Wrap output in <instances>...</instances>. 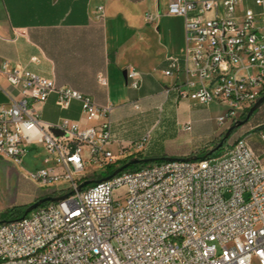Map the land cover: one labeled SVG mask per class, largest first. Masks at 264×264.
Returning <instances> with one entry per match:
<instances>
[{"label":"built area","instance_id":"obj_1","mask_svg":"<svg viewBox=\"0 0 264 264\" xmlns=\"http://www.w3.org/2000/svg\"><path fill=\"white\" fill-rule=\"evenodd\" d=\"M242 2L169 0L165 12L181 18L185 32L183 64L168 57L163 71L184 76L172 86L175 101L221 108L212 122L223 129L264 93V0H253L256 10ZM157 17L144 14L146 23ZM0 73L15 90L0 105V157L18 164L30 146H40L56 166L26 178L62 181L72 191L0 223V264H264V164L245 138L215 159L163 160L76 192L87 163L113 164L104 149L110 123H48L39 108L51 94L59 109L78 102L87 121L106 118L110 108L6 60ZM125 76L130 88H139L133 69ZM98 81L105 84L101 75ZM181 130L191 131L190 120ZM148 138L126 147L141 152ZM116 189L123 194L113 199Z\"/></svg>","mask_w":264,"mask_h":264},{"label":"crops","instance_id":"obj_2","mask_svg":"<svg viewBox=\"0 0 264 264\" xmlns=\"http://www.w3.org/2000/svg\"><path fill=\"white\" fill-rule=\"evenodd\" d=\"M168 2L0 0V62L6 60L11 66L53 79L56 87H69L98 106L109 107L106 118L87 121L78 102L72 101L68 108L59 109L55 94H51L39 110L45 122L68 119L77 122L80 128L108 120L111 139L104 149L111 154L113 164H121L129 157L164 156L166 152L149 147L156 117L159 114L180 117L184 113L175 101L172 88L184 79L183 74H163L168 57H175L183 64L185 45L183 20L165 15ZM241 5L257 9L253 0H243ZM145 13L158 17L146 23ZM129 69L138 74V89L128 86L125 74ZM99 75L104 78V85L99 83ZM6 94L14 95L15 90L0 73V105L7 102ZM252 119L238 130L246 128L243 138L264 164V142L260 139L264 134V120L251 123ZM145 134L149 138L141 152L126 147ZM29 149L18 164L0 157V213L12 207H27L66 188L62 181L48 185L37 183L44 189H38L39 193L32 196L21 188L26 173L56 166L42 147ZM192 151L188 149L180 156L190 157ZM8 164L18 166V171Z\"/></svg>","mask_w":264,"mask_h":264},{"label":"rangeland","instance_id":"obj_3","mask_svg":"<svg viewBox=\"0 0 264 264\" xmlns=\"http://www.w3.org/2000/svg\"><path fill=\"white\" fill-rule=\"evenodd\" d=\"M176 103L177 105L183 107V115L180 117H175L168 114L157 115V123L155 124V127L152 131V137L149 144L150 149L166 152L164 156L157 158H169L174 160L184 159L185 157H181L180 154L182 152H186L188 149L193 150L190 156H199L203 152L210 153V151L222 140V137L228 128H218L212 122V119L215 117V115L221 112V108H218L215 105H198L189 101H176ZM184 120H190V132L181 130ZM262 120H264V106L258 111L257 114L253 116L251 123H253L254 121ZM245 130L246 128H241L240 130L235 129V131L233 130L232 133H230L232 135L229 134L230 137H227L229 139L226 141V138L223 141L221 148H219L215 152H212L205 158L215 159L223 155L236 139L243 138V136L245 135ZM29 151L30 149L28 148L26 152ZM84 153H86V151H84ZM153 164L154 162L149 161L147 163H143L142 166H150ZM8 166L11 167L14 171H18L19 169L18 166L12 164H8ZM113 166L119 167V164H114ZM136 166H139V164H137ZM134 169L135 168L129 169L128 167L125 169V171H132ZM104 170L105 166L97 167L94 164L87 163L84 166L83 171L77 175L78 186L84 181L97 180L93 179V176L103 172ZM24 181L25 182L23 183L21 188L28 191L31 196L34 193H39L37 192L38 189H44L42 187H39L37 183H33L29 179H27L26 175ZM69 191L70 190L65 189L64 191L56 193V195L53 196H61L68 193ZM122 194L123 189H116L113 191L112 197L113 199H116L117 197L122 196Z\"/></svg>","mask_w":264,"mask_h":264},{"label":"water","instance_id":"obj_4","mask_svg":"<svg viewBox=\"0 0 264 264\" xmlns=\"http://www.w3.org/2000/svg\"><path fill=\"white\" fill-rule=\"evenodd\" d=\"M264 102V94L262 96H260L256 101L255 103L248 109L245 117L243 120H237L235 121L230 127L227 128V130L225 131L223 137H222V140L218 143L217 146H215L209 154H211L212 152H215L217 151L219 148H221L222 144H223V141L229 136V134L239 128L240 126H242L243 124H245L248 119L250 118L251 114L260 107V105ZM54 134L56 136H59L61 135V133L58 131V130H54L53 131ZM197 159L196 156H191V157H188L187 159L185 160H188V161H195ZM163 160H173V159H169V158H163ZM150 159H137V158H132L130 159L127 163L123 164L122 166H119L117 167L112 173L111 175L103 178V179H97V180H91V181H84L82 184H80L77 188H76V192H80L82 190V188L84 186H88V185H91V184H94V183H99L101 181H104V180H108L110 179L111 177L115 176L116 174L120 173L121 171L125 170L126 168H128L129 166L131 165H137L139 163H147L149 162ZM72 191L66 193V194H63L61 196H48V197H43V198H40L38 200H36L34 203L30 204L29 206H27L25 208V210L23 211V215L22 217L26 216L28 213H30L32 210L36 209L38 206L42 205L43 203H46V202H57V201H60L62 199H64L66 196H68L69 194H71ZM4 222H7V221H1L0 223H4Z\"/></svg>","mask_w":264,"mask_h":264},{"label":"trees","instance_id":"obj_5","mask_svg":"<svg viewBox=\"0 0 264 264\" xmlns=\"http://www.w3.org/2000/svg\"><path fill=\"white\" fill-rule=\"evenodd\" d=\"M264 93H262V95H263ZM261 95V96H262ZM264 104V102L260 105V107L258 108V109H256L252 114H251V116H250V118L251 117H253L255 114H257L258 113V111L264 106L263 105ZM263 105V106H262ZM247 111L248 110H246L244 113H243V115L240 117V119L239 120H243L244 119V117H245V115H246V113H247ZM249 118V119H250ZM249 119H248V121H249ZM247 121V122H248ZM244 125V124H243ZM238 129V128H237ZM235 131V130H234ZM232 133V132H231ZM230 135H232V134H230ZM230 137V136H229ZM229 138H227L226 139V141L228 140ZM225 141V142H226ZM209 155V153L208 152H206V153H201L199 156H197V158L198 159H200V158H203V157H207ZM133 157H129L126 161H123L121 164H119V166H122L123 164H125V163H127L130 159H132ZM138 159V158H137ZM150 161L151 162H154V163H158V162H161V161H163V158H155V159H150ZM114 164H110V165H107L106 167H105V170L103 171V172H101V173H99V174H97V175H94L93 176V179H103V178H105V177H107V176H109V175H111V173L117 168V167H115V166H113ZM143 165V163H139V166H136V165H131V166H129V169H133V168H138V167H141ZM89 186V185H88ZM88 186H84L83 188H82V190L83 189H85V188H87ZM60 192H62V191H60ZM46 197H48V196H46ZM40 199V198H39ZM38 200V199H37ZM25 208L26 207H12V208H10V209H8V210H6L5 212H3V213H0V222L1 221H9V220H13V219H18V218H21L22 217V215H23V211L25 210Z\"/></svg>","mask_w":264,"mask_h":264}]
</instances>
